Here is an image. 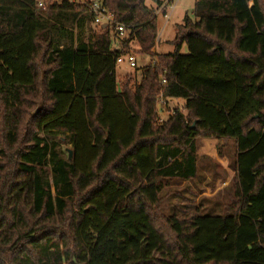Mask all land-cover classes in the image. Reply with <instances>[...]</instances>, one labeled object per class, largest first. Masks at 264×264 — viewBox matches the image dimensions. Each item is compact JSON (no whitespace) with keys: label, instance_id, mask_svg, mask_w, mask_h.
<instances>
[{"label":"trees","instance_id":"16d2710c","mask_svg":"<svg viewBox=\"0 0 264 264\" xmlns=\"http://www.w3.org/2000/svg\"><path fill=\"white\" fill-rule=\"evenodd\" d=\"M35 1L0 0V264H264V0H194L163 54L171 0H103L97 31L90 1ZM132 41L150 61L117 85ZM199 138L232 143V204L164 216Z\"/></svg>","mask_w":264,"mask_h":264},{"label":"rangeland","instance_id":"374dc122","mask_svg":"<svg viewBox=\"0 0 264 264\" xmlns=\"http://www.w3.org/2000/svg\"><path fill=\"white\" fill-rule=\"evenodd\" d=\"M54 1L60 0H48L45 9L49 3ZM170 3L169 5L164 1L156 10L155 52L158 54L174 50L171 41L174 38L175 28L182 24L185 13L191 14L194 0H171ZM146 4L151 7L156 6L151 0H146ZM163 11L167 13V17L164 16ZM101 26L99 21L93 20L91 23V27L95 31L99 30ZM117 44L118 42L114 41L112 46ZM129 49L135 53L136 67L131 69L125 63L117 64L115 68L117 85H120L126 77H130L131 83L138 81L141 69L150 61L149 56L137 53L138 45L135 41L130 42ZM180 52L186 53V47L183 46ZM182 103L183 101L180 99H168L163 108L158 106L163 110L160 117L165 120L167 115L175 107H180ZM196 144L197 175L188 181H168L160 195V206L164 216L172 212L187 217L197 212L204 215H221L232 204L235 189L234 171L230 166L233 160L232 143L213 138H199ZM70 148V144H56L55 146L57 153L62 157L67 156L66 149ZM48 166L47 164L45 167L48 168Z\"/></svg>","mask_w":264,"mask_h":264},{"label":"built area","instance_id":"2783aa9c","mask_svg":"<svg viewBox=\"0 0 264 264\" xmlns=\"http://www.w3.org/2000/svg\"><path fill=\"white\" fill-rule=\"evenodd\" d=\"M48 0H36L35 1V7L37 9H45L46 3ZM70 2H86V1H90L89 2V8L91 10V12L93 13L94 16V21H99L101 23V25H107L110 24L113 20V16L110 12H108L103 5V0H69ZM171 4V3H170ZM169 4V5H170ZM164 16L167 17V13L163 12ZM114 32L116 33L117 38L119 39H124L126 37V31L124 26L120 25V24H115V30ZM136 57L134 55V53H125L119 57L116 58L115 64H121V63H125L129 68L133 69L136 67ZM167 100L162 99L159 102V105L161 106V108L164 107V105H166ZM172 112V111H171ZM162 120V118H161Z\"/></svg>","mask_w":264,"mask_h":264},{"label":"water","instance_id":"95a60500","mask_svg":"<svg viewBox=\"0 0 264 264\" xmlns=\"http://www.w3.org/2000/svg\"><path fill=\"white\" fill-rule=\"evenodd\" d=\"M67 153H68V159H71L72 156V150L71 149H66Z\"/></svg>","mask_w":264,"mask_h":264},{"label":"crops","instance_id":"0c3cea01","mask_svg":"<svg viewBox=\"0 0 264 264\" xmlns=\"http://www.w3.org/2000/svg\"><path fill=\"white\" fill-rule=\"evenodd\" d=\"M115 41H117V40H115ZM116 46V45H115ZM154 52H155V48H154Z\"/></svg>","mask_w":264,"mask_h":264}]
</instances>
